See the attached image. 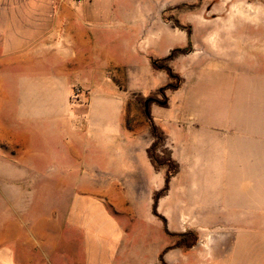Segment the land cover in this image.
<instances>
[{
	"label": "crops",
	"instance_id": "obj_1",
	"mask_svg": "<svg viewBox=\"0 0 264 264\" xmlns=\"http://www.w3.org/2000/svg\"><path fill=\"white\" fill-rule=\"evenodd\" d=\"M191 6L203 19L216 7L207 0H0V163L19 170L23 162V176L54 172L47 177L59 179L71 195L67 214L55 219L54 244L39 252L42 263L55 256L54 264H160L173 245L152 211L164 174L147 156L149 125L118 86L125 76L141 79L133 44L158 23L175 29L182 45L206 37L211 42L207 27L200 34L191 25L188 36L164 19L177 9L185 18ZM170 52L167 45L164 53ZM200 107L183 100L179 117L157 122L151 115L179 166L157 213L169 233L192 230L200 241L207 240L202 227L208 216L234 215L225 234H236L237 243L256 224L255 211L264 210V196H255L256 178L264 179V148L255 147L264 141L208 138L207 126L185 118ZM169 219L176 227H168ZM158 221L161 242L152 234ZM173 252L164 254L165 263ZM29 254L22 264H31ZM2 264H16L14 254Z\"/></svg>",
	"mask_w": 264,
	"mask_h": 264
},
{
	"label": "rangeland",
	"instance_id": "obj_2",
	"mask_svg": "<svg viewBox=\"0 0 264 264\" xmlns=\"http://www.w3.org/2000/svg\"><path fill=\"white\" fill-rule=\"evenodd\" d=\"M207 4H215L216 7L213 13L208 12L206 19L195 15L193 6L190 12H185V18L179 9L166 13L165 18L170 19V24L178 21L190 29L193 25L200 34L205 33L201 26L209 28L212 39L211 42L206 41L207 37L201 42L197 40L195 44L190 42L191 50L188 53L168 62L183 82L180 90L165 92L167 108L157 103L150 104L153 105L151 115L155 121L177 117L180 101L189 100L201 107L190 111L185 118L190 116L192 123L199 124L201 128L207 126L208 138L216 136L224 141L255 139L263 142L264 0H207ZM154 28L152 35L144 33L138 37L133 50H129L127 59H124L129 64L131 52L136 55L141 63L138 65L142 71L141 79L131 80L125 76L119 86L116 82L118 87L123 88L124 85L133 105L139 107L142 114L143 103L133 94L143 100L154 97L160 101L162 95L158 90L172 82L164 70L151 68L149 62L166 58L169 55L164 53L167 45L170 51L186 48L185 44H180V36L172 27L158 23ZM110 82H114V77H110ZM255 148L262 150L264 146ZM115 153V157L121 155ZM19 165L22 169L17 170L8 168L6 162L0 163V264L7 260L8 252L14 254L16 264H22L27 259L24 258L26 252L31 255V264H54L55 256L45 261L43 259L42 263L39 252L47 249V243L54 244L58 229L55 219L67 214L71 195L61 188L59 179L47 177L54 172L42 176H23L24 163L20 162ZM52 165L49 167L53 168ZM255 184V196L262 199L264 195L259 191L264 186V179L257 177ZM173 212L178 213L177 210ZM231 216L234 215L208 216L206 223H202V233H208L206 241H200L192 230L187 232L194 238L187 240L178 236L183 233H170L173 235V245L170 240L168 252L175 251L170 254L173 258L171 264H264V210L255 211L253 230L249 227L247 237L237 243L236 234H225L231 233L227 225L234 218ZM145 220L144 216L143 227L149 229ZM168 225L169 228L176 227V220L169 219ZM153 226V239L161 242V221ZM144 228L143 231H146ZM184 244L194 245L186 248ZM194 246L196 248L193 249ZM77 253L82 261L81 250L78 249Z\"/></svg>",
	"mask_w": 264,
	"mask_h": 264
},
{
	"label": "trees",
	"instance_id": "obj_3",
	"mask_svg": "<svg viewBox=\"0 0 264 264\" xmlns=\"http://www.w3.org/2000/svg\"><path fill=\"white\" fill-rule=\"evenodd\" d=\"M164 19L170 21V19H167L165 17H164ZM173 26L182 30V31H185L188 36L191 33V29L189 26L181 25L178 21H175L173 23ZM190 50H191V43L188 42L186 48L173 49L170 52V54L166 58H164L163 60L152 61L151 64H152L153 68L164 70L166 72L169 80H172V82L167 83L164 87H162L158 90V93H160L162 95V99L160 101L153 99L154 97L143 100L142 97L133 94V97L135 99H137L143 103V115L145 117L146 122L149 125V131H150L152 143L149 146V148L147 149V156H148L150 163L153 166V168L156 171H162L164 174V185H163L162 189L159 190L158 192H156L153 196L152 211H153V214L163 222V224L165 226L164 227L165 233L170 235V236H173V235L167 231L165 219L157 213V205H158V200L168 192L170 181L178 173L179 166L172 159L171 153H170L169 149L166 147V140H167L166 135L160 129V127H158L155 124L154 120L151 117L150 104L157 103L161 107L167 106V96L165 95V92L168 90H172V91L178 90L180 88V85L183 82L182 78H180L179 75L176 74L173 71V69L168 66V62L172 61L173 59H175L180 54L188 53ZM178 236L182 237L184 239L186 238V240L188 238L193 237L190 232H186V233L180 234ZM193 245L194 244H192V246ZM192 246H190L189 244L188 245L184 244V247H186V248H190ZM170 248L171 247L166 248L161 253L160 258H159L160 264H166L163 260V256Z\"/></svg>",
	"mask_w": 264,
	"mask_h": 264
},
{
	"label": "built area",
	"instance_id": "obj_4",
	"mask_svg": "<svg viewBox=\"0 0 264 264\" xmlns=\"http://www.w3.org/2000/svg\"><path fill=\"white\" fill-rule=\"evenodd\" d=\"M74 1H80V0H74ZM79 91H74L72 94V101H76L78 99Z\"/></svg>",
	"mask_w": 264,
	"mask_h": 264
}]
</instances>
